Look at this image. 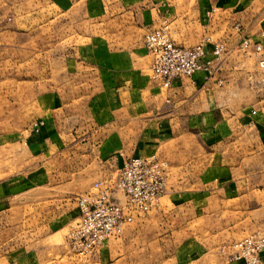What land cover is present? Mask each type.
<instances>
[{
    "label": "rangeland",
    "instance_id": "374dc122",
    "mask_svg": "<svg viewBox=\"0 0 264 264\" xmlns=\"http://www.w3.org/2000/svg\"><path fill=\"white\" fill-rule=\"evenodd\" d=\"M119 1L102 0L101 15L94 23L82 19L79 9L62 13L45 0H0V264H227L225 253L223 258L218 253L221 243L225 242L222 250L244 237L264 234V71L252 70V54H241L234 61L236 69L227 74L225 86L232 91L221 100L225 115L220 119L237 129L232 137L221 135L218 126L215 131L189 128L191 113L179 114L178 122L169 121L171 114L159 119L163 110L167 114L171 109L147 97L139 106L133 97L144 88L119 78L113 92L117 99L125 87L132 92L122 96L121 104L117 101L112 113L123 115L121 108L131 107L128 119L140 124L129 131L134 138L141 135L150 152L168 160L169 189L156 209L135 215L127 233L107 243L105 257L102 250L88 260L69 251L67 235L77 223L76 198L92 193L95 181L112 183L119 170L89 176L100 167L93 137L108 113L103 105L109 83L103 80H109L113 71L109 55L116 51L126 58V52L134 51L131 58L146 61L150 79L151 56L147 51L138 55L144 23L136 16L139 0ZM170 3L178 7V15L187 10L183 0ZM257 5L255 0H244V9L239 5L230 9L222 28L229 30L237 21L249 31L263 26L264 16L255 15ZM153 14L151 24L162 22ZM156 24L151 29L158 28ZM183 27L179 18L172 31ZM196 35L190 34L192 42L184 45L198 43L201 35ZM93 37L108 46L101 51L102 72L93 74V68H87L89 75L82 77L74 63L79 58L76 49ZM172 38L181 44L177 34ZM66 60L73 62L66 65ZM58 89L83 96L63 122L58 119V131L51 138L41 128L51 115ZM158 93L164 96L166 91ZM241 121L247 126L239 132ZM237 138L248 148L255 146L251 156L243 154L244 163L234 165L224 161L225 151L233 149L219 141ZM238 166L244 177L240 170L230 169ZM221 168L227 175L222 176Z\"/></svg>",
    "mask_w": 264,
    "mask_h": 264
},
{
    "label": "crops",
    "instance_id": "0c3cea01",
    "mask_svg": "<svg viewBox=\"0 0 264 264\" xmlns=\"http://www.w3.org/2000/svg\"><path fill=\"white\" fill-rule=\"evenodd\" d=\"M45 1L46 3L49 4V6L52 9H54L53 7L59 8L60 12L62 13H64V10L69 12L79 9V15H81L82 19H89V20L92 19L93 22L95 21L96 18L99 19L101 15L102 0H45ZM171 1L172 0H139V5L141 6V8L140 11L136 13V16L139 15V17L141 18V22L142 23L144 22L143 27L141 28L143 35L148 30L151 29L152 24L153 25L156 24V23L151 24V22L153 21L152 19L154 17L153 13L155 12L156 17L159 19L160 16L162 20V22L160 21V23L158 21L156 25L160 27V25L164 21H166L169 27L170 36L172 37V34L174 33L177 34L178 41L181 42L180 45H184L188 42H192V40L189 39L190 34L197 33L196 36L201 35V39L206 36L212 37L214 39H223L227 44L228 54L224 55L222 61L218 65V72L215 78L212 79L211 81L206 82L205 73L203 72L196 74L192 78L177 79L171 83L170 87L167 90H165L166 94L164 96L163 95L161 96L159 95L160 93H158V89L161 90L159 85L153 82L152 80H150L149 77L147 76L145 71L147 64L146 61H144L143 59L138 60L136 58L134 60L133 58H131V56L134 54V51L126 52V56H127L126 58L122 57L123 56L122 54H116L118 53L116 51L110 54L109 56L112 57L111 68L113 69V71L111 73V76L109 77V80L108 79L103 80L104 83L105 82L109 83V87L107 88L108 91L105 92L106 96L104 97L108 101L106 105H103L105 109H108V113L104 114L106 120L99 121V127L96 129L97 130L96 135H94L96 137H93V141H94L93 146L97 145V147L99 148L98 151L100 158L97 162L98 163L97 165L100 167H98L96 171H92L89 174L90 177L99 178V177H104L106 175H111L114 173V171H116L118 168L122 166L125 160L131 157H142V156L155 154L154 152H150V150L148 149L149 146L141 142V139H139L141 135L139 136L138 134V136L134 138L130 133L129 131L130 128L134 127L135 125L139 126L140 123L135 124L134 121H132V119H128L130 118V114H132L131 107L129 105H126L124 108H121L123 111L125 110L123 112L124 113L123 115H117L116 113H112V111L115 110L116 107H118V103L121 104L123 98L122 96H125V98H127L128 94L132 92V89L127 90V87H125L124 91H122L120 98L117 99L116 97L117 94L113 92L117 91L116 90L118 84L117 81L119 80L120 77H122L123 80H125V83H127V80H134L138 83L140 87L144 88L138 90L139 94L133 97L138 99L140 103L137 104L139 106L143 105L142 104L143 100H146L145 97H147L148 100L155 102L157 101L161 106L167 108L169 107L171 109V111H168L167 114H165L163 110L162 111L163 114L159 119L166 118L171 114L172 119H170L169 121L178 122L180 121L179 114L191 113L190 118L188 119L190 122L189 128L191 129L198 128L199 130H209L212 128V130L215 131L216 126H218L219 133L223 136H226L228 133H230L229 137L231 135H234V130H236L237 132L236 127L233 128L234 124H231L230 126L227 123L225 124L224 119L221 120L220 116L225 115L224 112L225 105H222L221 100L227 95V93H230L232 91V88L226 87L225 83L229 77L227 74L231 70L236 69L234 67L235 59L241 55V51L239 50L240 38L239 35L235 34V32L232 30V27L235 23L232 25V27L229 28V30H224L222 26H223L224 16L226 15L227 12L229 13L230 9H233L237 5L242 6L243 7V8L241 7L242 9L245 8L244 0H183V2H185L187 10L186 12H181L182 14L179 13V15L177 14L178 7L176 5H172L170 3ZM255 1L258 2L257 7L254 8L255 15H257L259 18L263 17L264 9L261 4L264 3V0H255ZM212 7H218L219 10L212 15L211 19H208L206 14ZM179 18H181L184 27L182 29L178 28L177 30L175 29L174 31H172L173 24L176 23L179 20ZM237 22H239L241 25L243 24L240 21ZM214 24H217V26L213 28ZM94 25H100V22ZM191 28H193L192 32H190ZM258 28H257L258 30L256 29L255 31L254 30L249 31L244 25H242V29H243L242 34L246 38H251L254 41L262 42L264 44V38L262 37V34H264V25L259 26ZM218 35H220V37H215ZM195 40L196 39L194 38V41ZM142 45H143V36H142ZM142 47L143 49L139 51L138 55H143V52L144 53L146 52L144 45ZM107 48L108 46L102 45L101 43L97 42L94 39V37L88 43L78 46L76 50H78L77 55L79 58H76L74 63L77 66V68H81L80 69L81 72L79 73H82V77L89 75L88 74L89 71H87L88 70L87 68H93L94 70L93 74L98 73L99 70L100 72H102L101 51L102 50L105 51ZM113 48L115 49L116 47ZM210 49L211 47L208 46L207 50L209 51ZM138 50L139 49L135 51L136 54ZM72 62H73L72 60H66V65H71ZM136 66L138 67L136 68ZM252 66H250L252 70L255 71L257 70L258 72L264 71V69H260L257 66L256 58ZM217 79L222 80L221 85L217 84L216 82ZM263 79H259L257 81L262 82ZM118 91L120 92L121 89H119ZM154 91L157 92L154 93ZM71 92L72 91H68V90L65 91L61 89H58L56 91V95L54 96V98H56L54 103V108L51 107L52 108L50 110L51 115L49 119L46 120L47 122H45L44 126L41 128V130L44 131L45 136L48 137L52 136L51 138L55 137L54 132L58 131L56 127L57 124H59L57 122L58 119L59 122H63V117L66 119V117L69 114V110L71 106L75 105V103L78 102L76 99H80V97L83 96V94L81 95L78 92L77 93L76 92L71 93ZM253 94H255L254 91ZM63 99H67V100H63ZM253 99L254 102L251 105L252 108L256 104L255 95H253ZM124 103L127 104L126 101H124ZM257 111L259 112L260 110ZM200 125H203V127H200ZM245 126L247 125H245L244 121H241L238 127L239 132H241L242 128H244ZM48 133H50L51 135H48ZM237 135L240 134L237 133ZM212 137H214V134L212 135ZM51 138L48 139L52 140ZM47 140L45 139V141ZM221 142H224L225 145L233 149L230 151H225L227 157L224 161L227 160L234 161L232 162L234 163V165L236 163H240V164L244 163L246 161L244 157L248 155L251 156L254 153V151L251 150V147H254L255 143H253L251 147L248 148L245 145L246 144L245 141L244 140L241 141L240 138L235 139L233 142H229L227 140L219 141V143ZM211 143L213 144V142ZM221 151L222 150H219V152ZM223 153L224 152L220 154ZM243 154L245 156H243ZM210 155L213 156L214 154H210ZM224 158L225 157H222V159ZM162 159L167 161L169 165L167 159L163 157ZM230 169L237 171L240 170L241 171L240 176L244 177V173H242V170L240 169L239 166L237 168H230ZM221 172H224L222 176L227 175L226 168H221ZM210 173L213 174V170H210ZM168 180H169V176L166 182L165 194H167L169 189ZM77 215H78V211L76 209V216ZM131 225L132 224L125 227L119 236L108 240L97 251V253L100 250H102V253L105 252V250L108 249L106 248L107 243H110L111 241L116 240L119 237L125 235V233H127V231L130 229ZM120 239H118V241ZM223 243H221L218 247V253L219 254L221 253L220 257L222 258L224 252L220 249V247L223 245ZM103 254L105 257V253ZM104 257L102 259H105ZM261 259L262 260L264 259V251L261 254ZM224 261L227 264H242L240 262L228 261L225 254H224Z\"/></svg>",
    "mask_w": 264,
    "mask_h": 264
},
{
    "label": "built area",
    "instance_id": "2783aa9c",
    "mask_svg": "<svg viewBox=\"0 0 264 264\" xmlns=\"http://www.w3.org/2000/svg\"><path fill=\"white\" fill-rule=\"evenodd\" d=\"M218 10V7H212L206 14L207 18L211 19ZM232 30L239 35L241 54H252L257 66L264 69V44L244 37L239 22L233 25ZM143 45L151 56L150 80L164 90L174 80L192 78L202 72L206 82L211 81L224 55L228 54L223 39L209 36L192 46L177 44L170 36L166 21L143 35ZM208 46L211 47L209 51ZM216 82L222 84L220 79ZM168 175L167 161L151 154L125 160L112 183L95 181L92 193L76 198L77 223L67 235L69 250L84 260L94 256L108 240L119 236L125 227L132 224L135 215L157 208L165 195ZM222 250L230 262L259 264L264 251V234L244 237Z\"/></svg>",
    "mask_w": 264,
    "mask_h": 264
}]
</instances>
